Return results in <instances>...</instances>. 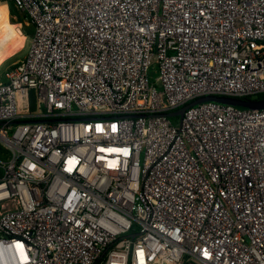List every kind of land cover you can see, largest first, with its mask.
<instances>
[{
  "label": "built area",
  "instance_id": "1",
  "mask_svg": "<svg viewBox=\"0 0 264 264\" xmlns=\"http://www.w3.org/2000/svg\"><path fill=\"white\" fill-rule=\"evenodd\" d=\"M5 1L0 264H264V0Z\"/></svg>",
  "mask_w": 264,
  "mask_h": 264
},
{
  "label": "bare ground",
  "instance_id": "2",
  "mask_svg": "<svg viewBox=\"0 0 264 264\" xmlns=\"http://www.w3.org/2000/svg\"><path fill=\"white\" fill-rule=\"evenodd\" d=\"M5 10L6 6L0 4V66L20 52L25 45V36L21 35L18 26L10 23Z\"/></svg>",
  "mask_w": 264,
  "mask_h": 264
},
{
  "label": "water",
  "instance_id": "3",
  "mask_svg": "<svg viewBox=\"0 0 264 264\" xmlns=\"http://www.w3.org/2000/svg\"><path fill=\"white\" fill-rule=\"evenodd\" d=\"M205 102H214V103L221 104V105H229V106H233L236 108H241V109L251 110V111L264 110V100H240V99H232V98H220V97H215V96H207V97L196 99L193 102L181 108L179 111L167 114L166 116L168 118H175V117L181 118L185 110H187L190 107H194L196 105H199Z\"/></svg>",
  "mask_w": 264,
  "mask_h": 264
},
{
  "label": "rangeland",
  "instance_id": "4",
  "mask_svg": "<svg viewBox=\"0 0 264 264\" xmlns=\"http://www.w3.org/2000/svg\"><path fill=\"white\" fill-rule=\"evenodd\" d=\"M0 4H4L6 6V10L5 11L7 13V16L9 17L10 23L12 25H14V26H18V30L21 33V35L25 36V45H24L23 49L20 52H18L16 55H14L12 58H10L9 60H7L3 64H1V66H0V75H1V73L7 67H9L10 65H12L15 62L21 61L25 57V54H26L28 46H29V41H30V38H31V36L27 37L25 35V33L27 32V30L29 31L31 29V25H30L29 21H27L26 19H22L23 20L22 23L19 22L21 16H26L24 13H22V12H20V11L15 9L16 16H12L9 13L8 5L6 3H2V2H0ZM177 121H178V118L171 119V122L174 123V124H176Z\"/></svg>",
  "mask_w": 264,
  "mask_h": 264
},
{
  "label": "trees",
  "instance_id": "5",
  "mask_svg": "<svg viewBox=\"0 0 264 264\" xmlns=\"http://www.w3.org/2000/svg\"><path fill=\"white\" fill-rule=\"evenodd\" d=\"M0 2H2V3H6L5 0H0ZM6 4H7L8 7H9V13H10V15H12V16H16V11H15L14 6H13L12 4H10V3H6ZM22 19H26L27 21H29V19H28L27 16H21V17H20V21H19L20 23L23 22ZM26 20H25V21H26ZM32 33H33V29H32V26H31V29H30L29 31L27 30V32L25 33V35H26L27 37H29V36H32ZM242 100H264V95H259V96L255 97V98H253V99H250V98H243ZM30 108H31V110H33V109L35 108L33 94H31V97H30ZM239 109H241V108H239Z\"/></svg>",
  "mask_w": 264,
  "mask_h": 264
}]
</instances>
